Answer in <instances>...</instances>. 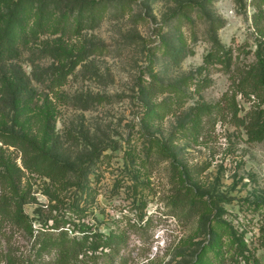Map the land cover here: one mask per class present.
<instances>
[{"label":"rangeland","instance_id":"rangeland-1","mask_svg":"<svg viewBox=\"0 0 264 264\" xmlns=\"http://www.w3.org/2000/svg\"><path fill=\"white\" fill-rule=\"evenodd\" d=\"M251 1L0 0V131L70 168L53 181L0 140V174L21 171L0 179V202L26 227L0 217V264L53 260L38 241L85 227L125 240L102 264H234L231 232L264 264V140L245 127L264 104L237 96L235 117L231 96L236 68L256 62ZM214 38L232 66L200 71ZM185 188L203 215L174 208Z\"/></svg>","mask_w":264,"mask_h":264},{"label":"trees","instance_id":"trees-1","mask_svg":"<svg viewBox=\"0 0 264 264\" xmlns=\"http://www.w3.org/2000/svg\"><path fill=\"white\" fill-rule=\"evenodd\" d=\"M251 6L254 8L252 26L256 36V51L254 54L256 62L248 68H236L234 71L236 78L233 82L231 96L234 103L235 117H238L240 111L239 105L235 101L237 96H243L249 100L253 97L259 98L262 99L264 104V0H252ZM45 7L46 5L44 6V3H41L38 9L42 12ZM20 8L19 2H14L9 23L16 19ZM59 27L63 37L70 39L73 36L75 24L70 20L61 21ZM213 43V49L205 56L204 64L200 71L206 70L215 64H220L230 70L233 62L232 49L222 46L217 38H214ZM63 82L62 77L58 78L53 86L58 87ZM156 93L157 90L150 92L151 95ZM202 107L204 109L206 105H202ZM254 114V120L248 126H245L247 133L252 139L264 140V109L260 108L254 111ZM0 140L5 145L13 147L21 153L26 169L46 178L59 181L70 170L67 164L63 163V160H59L55 154L52 155L49 152L40 151L34 142L27 140L16 132L3 129L0 131ZM54 147L56 148V145ZM5 175L9 179L13 178V176H16V179H21V171L14 167H9ZM5 175L0 174L2 181L6 179ZM198 196V194L192 195L188 188L178 189L173 199L174 208L177 209L178 213L184 214L187 219L203 215L207 206ZM0 217L8 219L18 227H25V220L22 216H17L11 212L10 201L4 200L0 202ZM27 229L29 230V228ZM30 232L32 234V230ZM80 232L83 233L81 237L75 236L71 238L68 236L67 231L62 230L59 235L50 234L43 241H38V243H41L39 252L55 250L56 257L50 261H44L38 257L36 261L30 264H102L100 259L109 257L110 253H116L125 242L122 236L104 235L101 232H94L88 227L81 228ZM261 232L263 237L261 245L264 247V225L261 228ZM243 236V234L238 236L237 233L231 232L230 251L232 250L233 253L227 260L234 262V264H241L242 262H245V264H261L256 258H253V263H251L250 252ZM5 257L6 264H17L16 259L12 256L6 255Z\"/></svg>","mask_w":264,"mask_h":264}]
</instances>
